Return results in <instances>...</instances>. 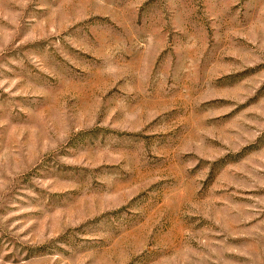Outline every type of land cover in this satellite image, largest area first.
<instances>
[{"label":"rangeland","instance_id":"1","mask_svg":"<svg viewBox=\"0 0 264 264\" xmlns=\"http://www.w3.org/2000/svg\"><path fill=\"white\" fill-rule=\"evenodd\" d=\"M0 264H264V0H0Z\"/></svg>","mask_w":264,"mask_h":264}]
</instances>
